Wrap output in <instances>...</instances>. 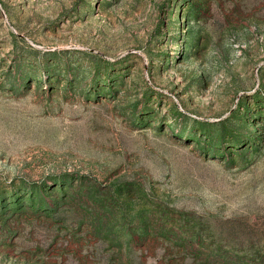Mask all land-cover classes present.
Masks as SVG:
<instances>
[{
  "label": "rangeland",
  "instance_id": "rangeland-1",
  "mask_svg": "<svg viewBox=\"0 0 264 264\" xmlns=\"http://www.w3.org/2000/svg\"><path fill=\"white\" fill-rule=\"evenodd\" d=\"M0 264H264V0H0Z\"/></svg>",
  "mask_w": 264,
  "mask_h": 264
}]
</instances>
